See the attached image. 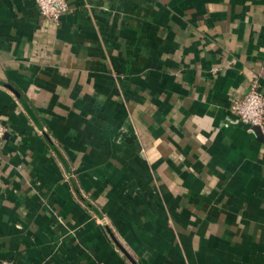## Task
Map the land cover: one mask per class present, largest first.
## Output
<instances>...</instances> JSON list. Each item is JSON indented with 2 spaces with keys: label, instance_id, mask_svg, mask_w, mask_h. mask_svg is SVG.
Segmentation results:
<instances>
[{
  "label": "crops",
  "instance_id": "obj_1",
  "mask_svg": "<svg viewBox=\"0 0 264 264\" xmlns=\"http://www.w3.org/2000/svg\"><path fill=\"white\" fill-rule=\"evenodd\" d=\"M0 0V264H264V0Z\"/></svg>",
  "mask_w": 264,
  "mask_h": 264
},
{
  "label": "built area",
  "instance_id": "obj_2",
  "mask_svg": "<svg viewBox=\"0 0 264 264\" xmlns=\"http://www.w3.org/2000/svg\"><path fill=\"white\" fill-rule=\"evenodd\" d=\"M39 13L43 16L58 19L59 14L66 9L65 0H34ZM231 123L256 125L264 133V94L254 82L249 84L247 91L234 100L229 108ZM6 129L0 121V140Z\"/></svg>",
  "mask_w": 264,
  "mask_h": 264
},
{
  "label": "water",
  "instance_id": "obj_3",
  "mask_svg": "<svg viewBox=\"0 0 264 264\" xmlns=\"http://www.w3.org/2000/svg\"><path fill=\"white\" fill-rule=\"evenodd\" d=\"M239 124L245 127L251 128L252 130H254V132H256L257 134H260V129L256 125H248V124H242V123H239Z\"/></svg>",
  "mask_w": 264,
  "mask_h": 264
}]
</instances>
